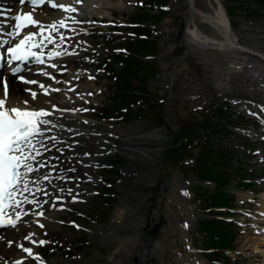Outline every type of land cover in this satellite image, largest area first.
I'll return each instance as SVG.
<instances>
[{
    "label": "rangeland",
    "instance_id": "rangeland-1",
    "mask_svg": "<svg viewBox=\"0 0 264 264\" xmlns=\"http://www.w3.org/2000/svg\"><path fill=\"white\" fill-rule=\"evenodd\" d=\"M109 2L111 10L106 6L96 8L94 12L79 11L80 18L74 26L82 33L84 48L66 55L60 65L53 68L54 72L62 73L61 76L42 77L31 70L33 64H27L22 70L21 74L28 76V80L38 82L32 84L34 89L39 85H52L54 80L59 85L56 89H65V81L77 75L78 80L70 87L79 90L76 95L87 98H82L80 104H74L87 109L85 115L79 117L87 118L94 125L86 124L89 129L85 133L87 135L83 132L73 136V141L80 140L89 147L82 148L88 157L67 152L64 157L68 162L57 165L69 171L61 183L68 184L70 189L81 187L84 192L68 196L61 209H50L57 212L50 219V224L54 225H49V228L36 231L28 223H22L18 228L1 229L0 238L4 241L0 247V264H17L13 262L19 258L20 264H139L137 252L144 243L150 222L152 196L162 183V153L167 144L176 151L169 165L161 226L150 243L146 264H212L200 246L202 234L207 236L208 225L206 222L198 224V221L202 217L215 218L217 212L205 201L206 198L198 194L203 195L201 191L206 188L213 200L216 194L221 193H218L219 189L211 191L213 184L201 181L190 169L192 165H199L197 156L203 145L202 139L198 137L197 141L185 144L192 147L194 163L178 162L183 155L182 151H177L180 143L176 134L167 125L158 126L155 118L164 113L179 129L184 124L193 128L189 118L191 121L200 120L207 115L212 121H217L214 108L223 102H229L228 112L244 117L251 126L247 128L243 121L240 125L224 122L231 128V133L224 138H213L215 144L220 142L222 148L228 149L231 161V166L222 172L229 176L224 187L233 195L230 202L233 212L225 215H229L227 220L231 222L229 225L235 237L232 248L222 252L228 256L229 264H233L232 261L234 264H264V10L251 0H194L193 9L188 0H166L157 23H144L151 29L156 50L142 56L152 64L153 72L149 75L147 87L135 85L137 88H133L137 95L145 98L142 102L124 105L137 112V115L128 117L124 109L111 105L117 101L119 81L111 76L109 70L121 72L123 64L118 57L129 55V39L141 38H130L133 34L129 30V20L142 10L158 14L159 8L147 0ZM218 2L227 10L231 33L237 37L238 46L243 51L205 45L188 33L194 18L204 34H217L203 22L201 15L204 11L214 13ZM24 4L20 0L3 4L0 12L10 14V17L1 20L10 22ZM234 5L237 8L234 9ZM246 8L257 10L258 15L249 16ZM37 13L49 16L54 13V8L46 5ZM7 25L0 23L2 27ZM0 36H3L1 32ZM9 41L4 47L12 43ZM86 84L93 86L89 90L83 89ZM28 86L30 84H25L23 88ZM51 96L56 101L63 97L60 91ZM101 108L112 110L111 114L98 119ZM80 125L85 124L82 122ZM245 141H253L254 144L245 149ZM49 149L47 151L51 155L62 156L59 150L54 154V148L51 152ZM220 156L215 153L216 160ZM72 160H80L83 170L79 168L80 171L73 174L70 169L75 168ZM243 164L252 170L260 167V174L255 179L249 178L253 183L249 188L240 185L246 181L238 184L240 179L233 174L234 168ZM48 183L51 184L50 181ZM57 192H50L47 204L58 198ZM258 217L260 230L255 228ZM31 235L39 241L31 242ZM81 236L85 241L82 245L75 244L73 241ZM40 241L46 243L41 244ZM21 246L32 247V255L24 252ZM5 249L9 250L7 257L2 255ZM223 253L219 260L224 262L221 259Z\"/></svg>",
    "mask_w": 264,
    "mask_h": 264
},
{
    "label": "bare ground",
    "instance_id": "bare-ground-1",
    "mask_svg": "<svg viewBox=\"0 0 264 264\" xmlns=\"http://www.w3.org/2000/svg\"><path fill=\"white\" fill-rule=\"evenodd\" d=\"M104 1H106L104 3L105 6H103ZM13 2L14 0H0V6L3 4L5 5L12 4ZM58 2L63 3V4H70L71 6L75 7L77 11L64 12L60 10L59 8H54V13L49 14V16L43 13L38 14L37 11L41 10L47 5L45 3L40 8H32V7H29L28 5L24 7L22 6L19 12V14L32 13L34 18L45 26L54 24V23L57 25V30L51 33V36L54 42L48 43L47 40H45L43 45L39 47L40 51H46L45 56L43 58V63L47 64V67L45 66L44 67H40V66L32 67L33 71L37 74H40V76L42 77H46L48 75H52L53 77L61 76L62 74L60 73L53 74L54 71H53L52 65L53 64H55L56 66L60 65L61 61L64 60L66 55L83 50L84 47H82L83 46V40H82V35H81L82 33L80 32V30H78L77 27L74 26V23H77L78 18H80L79 11H82V12H85V11L89 12L93 10L95 11L96 8H103V7L105 8L106 6H107L106 8L109 10L113 9L109 0H103L102 3H99L98 0L97 2L96 1L91 2V0H80L79 3H77V0H58ZM189 2L192 3V6H193L194 0H189ZM223 9H224L223 5L218 2V5L214 7V13L204 11L201 15V17L204 19L203 22L211 26L216 31L217 33L216 35L204 34L201 31L200 27L194 21V18L191 20L192 25L188 27L187 31L188 33L191 34L194 40L202 44L213 46L216 48H225L228 50L243 51V48L238 46L240 44H239L237 37L231 33L230 23L228 22L226 12H224ZM61 20H64L66 22L65 27L59 26L58 22ZM3 23H8V21H4ZM17 31H19L20 34L18 35L19 37L16 38L14 41H17L18 39H22L24 35H26L29 32L37 31V29L35 27L28 26V27H22L21 29L18 30L16 28V24H14L13 19H12L10 26L5 27L1 32L5 36H7L8 40H10L12 36L16 34ZM44 35L47 36L48 33L45 32ZM61 35H63V39H61ZM39 38L40 36L35 37L34 41L38 40ZM52 51H57V52H60L61 54L59 56H53L47 59L46 55ZM6 69H8L7 66H6ZM2 77L7 78V83L9 85L10 97L7 101V104L9 106L24 108L25 105L23 104V101L28 100L29 101L28 107L30 108L44 107L53 113V115L49 117H44L45 119H48L51 121V124L46 126V127H50L51 131L44 132V137H47V138L46 139H41L40 137L37 138L38 140H40V144L36 145L37 150L39 151L40 155L37 156L35 161H31L33 166L37 168V171L34 173L28 174L30 191L24 192L22 195H18L16 197L17 200L21 201L19 208H14L11 206L9 208L10 210L9 214H11L13 211L27 213V215H22L21 219L17 221L16 223L17 228L22 223H28L30 227L34 228L36 231H39V228H45V227L49 228V225H54V224H50L52 221V220L50 221V219L53 218L52 216H54L57 211H51L50 209L60 208L64 204V202L68 200L67 199L68 196H71L75 192L81 193V194L82 192H84V190L81 189V187H74L70 189L69 187H67L68 184L63 185L64 183L63 184L61 183L62 179L69 171L67 169H62L60 168V166L58 167L57 165L58 164L64 165L65 163L68 162V158L64 157L66 156L67 152H71L72 154H75V153L80 154L83 157L87 156L85 155L87 151L84 150L86 151L84 152L82 148L88 147V146L85 145V142L84 143L79 142L80 140H78L77 142L73 141V136L77 133H78L77 135H80L83 132L85 134L87 130H89L86 124H88V126L89 125L93 126L94 124L90 120H87V118L79 117V115H85V111L83 110V108L80 107V105L77 106L74 104V103L80 104V102H82L80 101L82 100V98L84 99L87 98V96L82 97V95H78V94L76 95V93L79 90H74L75 88L73 89L72 87H70V86L75 85V82L78 80L77 75L70 76L68 80L65 81L66 82L65 89L59 88V91L61 95H63V97H60L58 101H56L57 99L56 100L53 99L54 97L52 98L51 96L55 92H58V91L52 90V89H56L55 87L59 86L56 80H54V83L52 85H45L48 88L49 94L44 95L40 87L34 89L32 88L33 87L32 84L28 86L29 88H26V87L23 88V86H25V83L18 82V80H16L17 77L13 76L9 71L6 74H3ZM14 80L16 82H14ZM92 84L84 85L83 89L86 88L87 90H89L93 86ZM25 89H31L32 91H36L37 93H40V95L38 96V99L35 101H32L29 92L25 91ZM67 96L70 98V100H72V102L67 98ZM0 98H3L2 84H0ZM52 105H55V108H53ZM63 109H68V111H61ZM85 121H87V123H85ZM82 122L83 124H85L84 126L80 125ZM60 125H63V127H60ZM83 135L81 136L83 137ZM52 137H55V139H52ZM52 148H54V151H53L54 154L57 150H59L62 156L59 157V156L51 155L47 151V149H49L51 152ZM56 161L57 162L60 161V162L57 163ZM71 162H72V165L75 166V168H70L72 169L71 171H73V174H74V172L78 171L79 168H81L80 165H82V162L80 160L78 161L72 160ZM41 163H43L45 167L39 168V164ZM44 175H47L49 179L44 180L43 179ZM75 176H78V175H75ZM48 181H50L51 184H49ZM45 191L47 192V194H44ZM53 191H58L57 196L58 195L59 196L58 198H55L53 202L51 201L49 204H47V199H49V194L50 192H53ZM25 197H27L29 203L23 202ZM37 212H43L44 214L43 216L35 215V213ZM262 214L263 213H260L259 215H262ZM13 215L15 217V213H13ZM256 220H257L256 221L257 225H255L256 230L262 229V227L258 226V223H261L260 218L258 217L256 218ZM41 224L44 225V227H40ZM29 240L31 242L39 241L36 238L32 237V235L29 236ZM3 241L4 239L0 238V247L1 245H3ZM29 249H31V252H32L33 248L30 247ZM6 252H9V250L5 249L2 252V255L4 257H7ZM19 259L15 260L13 263L19 261Z\"/></svg>",
    "mask_w": 264,
    "mask_h": 264
},
{
    "label": "snow or ice",
    "instance_id": "snow-or-ice-1",
    "mask_svg": "<svg viewBox=\"0 0 264 264\" xmlns=\"http://www.w3.org/2000/svg\"><path fill=\"white\" fill-rule=\"evenodd\" d=\"M80 0H77L79 3ZM21 4L25 3V0H20ZM33 7H37L41 4L46 3L53 8H59L64 12H75L77 9L70 4L59 3L58 0H28ZM17 21L16 28L19 30L22 27L32 26L37 29V31L29 32L19 40L18 43L13 47L7 49L8 58L6 63L8 65V71L18 78L20 82L26 84H37L35 80H27L23 76L22 68L20 63L25 62L29 57L35 58L36 62L43 63L41 56L32 49L40 47L45 40L48 43H53V38L51 33L57 30V25H43L41 22L37 21L32 13H21L14 18ZM60 27H65L66 22L61 20L58 22ZM45 32L48 33L45 36ZM19 35V31L16 33ZM11 35V33H10ZM40 36L39 42H34V38ZM63 39V35H61ZM61 53L57 51L49 52V57L59 56ZM67 54V53H65ZM14 62H20L15 63ZM53 68L56 67L55 64L52 65ZM46 74V73H45ZM2 76V74H0ZM92 79V77H89ZM0 84L3 87V98H0V224L7 223L11 226H15L16 222L19 221L22 215H27V213H21L19 211L15 212V218L7 215L5 213L6 207L19 208L21 201L17 200L18 195H22L24 192L30 191L28 174L37 171V168L33 166L31 161H35L37 156L40 155L37 150L36 145L40 144L41 139H46L44 137L45 131H51L50 127H46L51 124V121L45 119L44 117H49L53 113L44 107L30 108L28 107L29 101L24 100V108L12 107L7 104L10 97L9 85L7 83V78L3 77L0 80ZM44 95H48V88L45 85H39ZM53 91H59V89H52ZM29 92L31 100L35 101L38 99L40 93L32 91L31 89H25ZM91 95V93H89ZM55 108V105H52ZM61 111H68V109H63ZM87 111V109H84ZM87 123V121H85ZM63 127V125H60ZM55 139V137H52ZM43 146V145H41ZM88 155V153H85ZM45 165L43 163L39 164V168H43ZM44 180H48L47 175L43 176ZM24 203H29L27 197H25ZM43 212H37L35 215L43 216ZM44 227V225H40ZM28 237H26L27 239ZM39 243H46L45 241H40ZM22 247L24 252L32 255L31 249ZM20 264V262H17Z\"/></svg>",
    "mask_w": 264,
    "mask_h": 264
},
{
    "label": "trees",
    "instance_id": "trees-1",
    "mask_svg": "<svg viewBox=\"0 0 264 264\" xmlns=\"http://www.w3.org/2000/svg\"><path fill=\"white\" fill-rule=\"evenodd\" d=\"M255 3H258L264 10V0H252ZM149 3H154L155 5L161 6L166 0H147ZM233 8H237V6H233ZM246 13L249 16H257L258 12L256 10L246 8ZM162 11L158 9V14H150L145 10L142 12L137 13L134 17L130 20L133 23H147L153 22L157 23L158 18L161 17ZM264 17V15L262 16ZM138 25L137 32L145 34V38H138L136 40H129L128 43L131 46L130 55L127 57H118V61L123 64V68L121 72L112 73V77L115 78L118 82L117 87V96L115 99L118 100L114 102V105L120 106L122 101H124V96L128 95L129 97H137L136 93L132 92L131 88L134 87L135 83L137 82L139 85H144L147 83L149 79V75L152 74V64L148 61L143 59L142 55L151 54L155 51V41L152 38L150 33V29L145 27L144 25ZM114 71V70H112ZM133 101V99H129ZM228 103L223 102L218 107L214 108L215 117L217 121H212L209 116H203L200 120H192L189 118L190 123L192 124L193 128L187 127L185 124L180 127V141L181 144L177 147V151L180 152L185 157L193 156V150L191 146H187L185 144L192 143L199 139H202V148L199 152L197 159L199 165L194 166L192 165L190 169L194 172L198 178L200 179H208L212 178V180L216 183L219 187L221 184H225L229 181V176L226 173H223L222 170L225 167L231 166V161L229 155H227L226 148H222L219 144H215L214 137L224 138L227 137L228 134L231 133V128L229 126H225L223 123L227 122L231 125H239L240 121H244V118L237 116L233 112H228ZM161 116L158 118V122H161ZM236 118V120H234ZM247 124V122H245ZM248 125V124H247ZM196 127V128H194ZM199 130V131H198ZM201 131H205L201 133ZM246 145V143H245ZM174 149L168 148L166 151V158L170 161L174 156ZM215 153L221 155L218 160H216ZM180 160V158H179ZM193 167V168H192ZM248 168L243 164V166H237L234 169V175L237 177H243L244 174L247 172ZM260 170H252L250 173L253 175L254 173H258ZM210 180V179H209ZM243 183V182H241ZM245 186H250L248 182L243 183ZM221 191V190H220ZM222 193V192H221ZM213 203H220L221 205L229 204L232 196L228 192H223L222 194H218ZM218 200V201H217ZM207 229L209 230V234L217 235V244L218 247L225 246L229 247L231 242L234 239V235L231 230L226 226H223V221H214V220H205ZM155 230L150 232V235H155ZM213 237H211L212 239ZM78 242L82 241V238L77 239ZM212 240H208L206 245H210ZM214 254V253H212ZM211 255V254H210Z\"/></svg>",
    "mask_w": 264,
    "mask_h": 264
},
{
    "label": "water",
    "instance_id": "water-1",
    "mask_svg": "<svg viewBox=\"0 0 264 264\" xmlns=\"http://www.w3.org/2000/svg\"><path fill=\"white\" fill-rule=\"evenodd\" d=\"M167 174H168V170H167V168H165V175L163 177V184L159 187V189H158V191L156 193L155 199H154V207H153L152 214H151V220L152 221L150 222L148 230L154 224H156L159 221V219H160V216H161V210H160L161 209V202H162V198H163V194H164V189H165V187L168 184V181L166 179ZM145 235H146L145 243L139 249L140 256H141V259H142V263H144L146 261L147 251H148V244H149V241H150V238H149L148 234L146 233Z\"/></svg>",
    "mask_w": 264,
    "mask_h": 264
}]
</instances>
